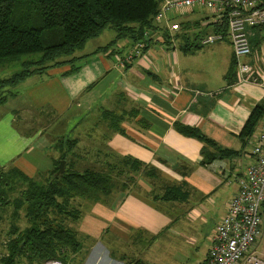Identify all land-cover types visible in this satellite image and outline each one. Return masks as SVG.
I'll return each mask as SVG.
<instances>
[{
	"label": "crops",
	"instance_id": "1",
	"mask_svg": "<svg viewBox=\"0 0 264 264\" xmlns=\"http://www.w3.org/2000/svg\"><path fill=\"white\" fill-rule=\"evenodd\" d=\"M151 36L143 56L130 64L125 62L134 45L126 41L114 53L85 55L76 72L71 65L49 68L0 105V172L17 169L35 180L48 175L54 168L53 139L45 128L33 127L31 117L50 111L63 118L76 106L85 113L119 111L125 120L107 143L110 153L138 160L177 190L176 200L154 201L149 197L153 187L145 180L146 195L117 191L91 205L77 231L92 243L87 246L82 237L86 251L94 255L82 256L81 264H110L114 255L119 264L204 263L216 228L238 193V181L254 160L262 122L247 145L241 133L264 102V31L251 32L246 81L228 77L232 47L230 63L216 65L225 56L223 46L210 51V62L203 63L196 54L199 42H180L174 48L166 32L154 30ZM180 124L237 155L215 157L219 149L183 135ZM263 238L257 250L264 257Z\"/></svg>",
	"mask_w": 264,
	"mask_h": 264
},
{
	"label": "trees",
	"instance_id": "2",
	"mask_svg": "<svg viewBox=\"0 0 264 264\" xmlns=\"http://www.w3.org/2000/svg\"><path fill=\"white\" fill-rule=\"evenodd\" d=\"M24 3L36 7L35 17L22 12ZM159 8L157 0H0V66L6 65L9 60L22 65L21 73L19 71L12 79L0 81V105L15 96L14 92L3 98L2 90L7 85L18 87L30 77L43 75L49 68L66 63L73 67L72 72L78 71L77 65L83 58L57 61L83 50L89 40L99 37L107 28L118 33L117 40L125 39L133 45L146 39L148 31L158 32L160 27H154L153 24ZM227 25L225 20L209 24L214 33H226ZM188 27L186 23L183 28ZM177 38L186 40V44L190 41L184 33ZM25 57L27 60L23 61ZM50 62L57 63L48 65ZM37 67L38 70L32 69ZM237 76V61L234 57L228 77ZM263 121L264 102L257 105L241 133L246 145ZM177 128L183 135L219 149L197 129L181 124ZM54 143L52 148L55 153L58 152V157L53 159V170L43 178L31 179L17 169L0 172V223L2 213H11L6 241L1 242L6 247L1 264H23L21 259H26L27 264H68L72 260L81 264L80 259L86 250L85 242L71 225L73 219H78V222L82 217V211L77 206L82 200L90 201L93 205L100 202L102 196H109L114 180L104 170L96 169L100 168L98 164L88 165L90 152L85 157L87 163L69 164L67 171L56 177L61 161H66L68 153L78 143L65 136L59 137ZM113 155L116 165L130 162L137 166L143 165L131 157ZM234 155L237 153L232 150L219 149L214 156L224 159ZM209 160L210 156L206 157V161ZM172 193L165 192L163 199L176 200V197H171L174 195ZM262 216L264 219V205ZM23 218L25 222L21 221Z\"/></svg>",
	"mask_w": 264,
	"mask_h": 264
},
{
	"label": "rangeland",
	"instance_id": "3",
	"mask_svg": "<svg viewBox=\"0 0 264 264\" xmlns=\"http://www.w3.org/2000/svg\"><path fill=\"white\" fill-rule=\"evenodd\" d=\"M35 10L36 7L33 4L24 3L22 5V12L30 13L31 17H35ZM178 12L180 17L176 19V22L183 24V27L184 24L188 23L189 27L187 29H183V32L184 33L186 32V35L189 37L190 41L198 42L200 39L206 37L207 35L214 34L212 27L208 25V22L206 20H204L206 18L204 13L198 11L195 12L178 11ZM153 25L154 27L157 26L156 23H154ZM151 34L152 33L148 31L147 32L148 37L146 38L145 36L146 39L144 40L141 39L142 41L139 40L140 42L137 41V43H141L144 45L146 44L145 48L141 52V56H143L144 50L147 48V45L150 42V38L152 37ZM117 36L118 33L114 29L107 28L99 37L89 40V42L86 44L83 50L77 51L73 56L62 57L57 62L71 61V59L77 60L76 58H83L85 55L92 54L96 51L114 53V51L117 50L119 45H122V43L124 44L126 42L125 39L117 40ZM185 41L186 40H179V42H182L184 43V45H186ZM217 46L225 47L226 52L224 58L222 60L216 61L215 64L228 65L231 61V53L229 52V49H231L232 47L228 39L222 42H218L215 45L202 46L200 50H197L196 54L200 56L202 55L201 60L204 63L205 61H209L211 59L210 57H208V55L210 51H212ZM259 50L260 49L255 51V56H258ZM22 60L26 61L27 59L25 57ZM57 62H50L48 65H54ZM61 65H70V64L66 63ZM21 66L22 65L20 63H17V61H13V60H9L6 65H1L0 81L12 79L15 76V74L20 71ZM32 69L38 70V67ZM21 72L22 71H20L19 73ZM36 76L38 75H34L29 79L35 78ZM22 85L23 84H21L18 87L7 85L2 90L3 98L4 97L7 98L8 96H11V94H13L15 91L20 92L22 89ZM21 106H24V103L21 105L19 104V107ZM75 107L76 106H74L69 113L64 115L63 118L55 117L50 111L43 113V115L40 116L41 118H37L36 115H34V113L33 116L31 117V122L33 127L42 128V129L45 128L47 133L46 135L50 138V140L53 139V143L59 137H64V136L73 138L74 141L78 143L77 145L73 146L72 151L67 155L68 157L66 159L67 164L65 167V172L67 171V167L69 164H73L74 162H77L78 165H81L79 163H83V162L87 163L85 157L87 155V152H90V155L88 156V165L93 166L98 164L99 166L97 167L100 168H96V169H99V171L104 170L106 174L108 173L113 177L114 186L112 189V193L117 191H131V192H140L141 194L146 195L142 187L143 182L146 180L150 182L151 186L153 187V192L149 194V197H151L154 201H162V202L165 201L163 199L165 192L172 193L173 191L172 194H176L177 190L173 186H171L167 181L163 180L160 176L156 175L155 171L147 166L144 165L137 166L133 162H130L126 165L120 164L121 166L116 165L115 162L116 159L114 155L110 153V150L107 147V143L109 144L110 139L115 134H119V132H121V129L123 127L122 123L125 120L124 119L125 117L123 115H120L119 111L92 110L89 113H85L82 111L79 112L78 109H76ZM74 117L76 119H74ZM118 117H120V119ZM77 119L78 121L76 122L75 120ZM100 151L102 152L100 153V155H98ZM53 154L54 156L58 157V152L55 153L53 150ZM39 158L40 156L37 155V159L35 162H37ZM120 160L121 159H119V161ZM35 162L32 163L37 164ZM105 197L107 196H102L101 199L103 200ZM171 197L173 198L175 197V195H172ZM75 204L77 205V201H75ZM90 206H91L90 201L87 202L86 200H82L80 205L77 206V209L78 210L80 209V211H82L81 214H86L89 211ZM1 211L3 212L4 210ZM10 215L11 213L7 211L5 213H2L3 218H2V222L0 223V264L2 262L1 259L3 256L2 254L5 252V248H6L1 245V242L6 241L7 232L9 231V228L11 226ZM23 220L24 218L21 221L25 222V220L24 221ZM77 220L78 219L76 220L73 219L72 220L73 224H71L75 230H77V228L79 229V225H80L78 224L79 222H77ZM82 237L84 240L87 241L86 245L90 247L92 243H90L86 237L84 236ZM85 249H87V247ZM140 249L145 250L144 246L142 245L140 246ZM263 250H264V238L261 246V252ZM84 253L85 254L82 255L84 258L85 256L86 257L90 256L91 259L92 257L91 255H94L93 252L89 254V250L88 251L85 250ZM256 253L259 254L257 250ZM116 257L118 259H116ZM79 258L80 256L77 259ZM106 258L107 259L110 258L108 253L106 255ZM114 258L115 259L113 260L115 261H110V264H119V262L116 260H120V257L114 255ZM21 261L23 264L28 263L26 259H21ZM47 264H55V263L53 262ZM68 264H79V262H77V260H72L69 261ZM100 264H108V262H101ZM126 264H130V262L128 261ZM167 264H171V263H167ZM172 264H179V263L172 262Z\"/></svg>",
	"mask_w": 264,
	"mask_h": 264
},
{
	"label": "built area",
	"instance_id": "4",
	"mask_svg": "<svg viewBox=\"0 0 264 264\" xmlns=\"http://www.w3.org/2000/svg\"><path fill=\"white\" fill-rule=\"evenodd\" d=\"M157 1L160 8L154 23L160 27V32H166L172 37L174 48L180 43L178 35H182L185 29L176 22L180 17L178 11L204 13L208 25L225 20L228 24L226 33L207 35L198 42L201 46H209L228 39L237 61L238 76L241 81H246V76L251 73L250 64L247 63L253 53L251 32L264 31V0ZM145 45H134V51L125 63H132L141 57ZM251 81L258 83L259 78L253 77ZM252 151L254 160L239 179L238 193L231 200L226 216L218 224L212 248L202 264H264V257L256 253L264 237V121Z\"/></svg>",
	"mask_w": 264,
	"mask_h": 264
},
{
	"label": "water",
	"instance_id": "5",
	"mask_svg": "<svg viewBox=\"0 0 264 264\" xmlns=\"http://www.w3.org/2000/svg\"><path fill=\"white\" fill-rule=\"evenodd\" d=\"M66 164H67L66 161H61L59 166V171L57 172L56 177H59L65 173Z\"/></svg>",
	"mask_w": 264,
	"mask_h": 264
}]
</instances>
